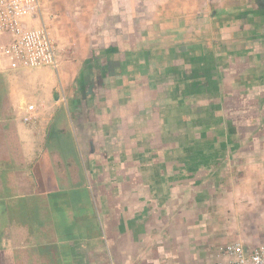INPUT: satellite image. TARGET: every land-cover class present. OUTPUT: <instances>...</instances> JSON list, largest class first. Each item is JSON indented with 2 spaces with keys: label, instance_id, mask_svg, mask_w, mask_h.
<instances>
[{
  "label": "crops",
  "instance_id": "obj_1",
  "mask_svg": "<svg viewBox=\"0 0 264 264\" xmlns=\"http://www.w3.org/2000/svg\"><path fill=\"white\" fill-rule=\"evenodd\" d=\"M39 2L56 67L0 71V264L262 245L264 0Z\"/></svg>",
  "mask_w": 264,
  "mask_h": 264
},
{
  "label": "built area",
  "instance_id": "obj_2",
  "mask_svg": "<svg viewBox=\"0 0 264 264\" xmlns=\"http://www.w3.org/2000/svg\"><path fill=\"white\" fill-rule=\"evenodd\" d=\"M41 10L39 0H0V36L10 37L7 44L0 45V71L10 66L56 67V45ZM29 21L37 25L30 26ZM216 257L217 264H264V244L248 248L242 242H234Z\"/></svg>",
  "mask_w": 264,
  "mask_h": 264
},
{
  "label": "rangeland",
  "instance_id": "obj_3",
  "mask_svg": "<svg viewBox=\"0 0 264 264\" xmlns=\"http://www.w3.org/2000/svg\"><path fill=\"white\" fill-rule=\"evenodd\" d=\"M41 16H42L43 20L45 21V23H46V25H47V27H48L49 21H50L51 19H53V16L45 14V12H44L43 10H41ZM48 29H49V27H48ZM49 31L51 32L50 29H49ZM51 35H52V34H51ZM6 36H9V35L4 34V35H1V36H0V43H3V41L5 42V40H3V39H4ZM8 41H9V40H8ZM262 232H263L262 235L264 236V231H262ZM263 244H264V242H263Z\"/></svg>",
  "mask_w": 264,
  "mask_h": 264
},
{
  "label": "trees",
  "instance_id": "obj_4",
  "mask_svg": "<svg viewBox=\"0 0 264 264\" xmlns=\"http://www.w3.org/2000/svg\"><path fill=\"white\" fill-rule=\"evenodd\" d=\"M28 216V219L30 220V221H32L33 220V215L32 214H29V215H27ZM2 255H3V253L1 254L0 253V257H2Z\"/></svg>",
  "mask_w": 264,
  "mask_h": 264
}]
</instances>
